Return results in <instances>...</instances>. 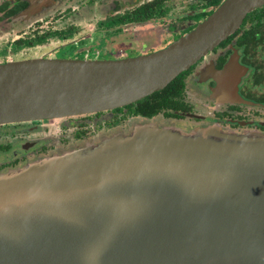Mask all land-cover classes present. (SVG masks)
Masks as SVG:
<instances>
[{
  "label": "water",
  "instance_id": "water-1",
  "mask_svg": "<svg viewBox=\"0 0 264 264\" xmlns=\"http://www.w3.org/2000/svg\"><path fill=\"white\" fill-rule=\"evenodd\" d=\"M262 7L224 0L189 33L136 58L0 64V125L137 103ZM248 70L233 55L212 73L214 97L238 102ZM139 129L0 178V264H264V137Z\"/></svg>",
  "mask_w": 264,
  "mask_h": 264
},
{
  "label": "flooded vegetation",
  "instance_id": "flooded-vegetation-1",
  "mask_svg": "<svg viewBox=\"0 0 264 264\" xmlns=\"http://www.w3.org/2000/svg\"><path fill=\"white\" fill-rule=\"evenodd\" d=\"M223 1L0 0V64L32 59L122 60L148 55L195 29ZM263 8L250 14L256 16L255 12ZM250 14L234 35L177 77L184 84L183 98L177 100L181 106L179 110L168 108L149 118L135 114L134 103L111 112L68 117L84 120H77L78 129L72 137L50 134L56 127L52 121L68 122L65 121L68 118L0 125V176L21 172L43 160L113 138H99L114 127L112 123L102 124L100 117L108 114L120 115L118 122L135 120V124L148 123L160 128L178 127L191 131L212 127L225 135L264 134V75L254 76L252 67L263 64L264 51L248 48L250 39L246 32L255 31L258 25L247 22ZM258 28L263 29L264 25ZM88 41L93 44L86 45ZM69 45H77L78 52L61 54V48ZM92 50L96 52L93 58L90 56ZM233 55H238L240 65L249 69L239 85L240 100L236 102L231 97L217 100L214 91L218 83L212 73L222 71ZM169 104L175 106L172 102ZM90 119H94L91 135L84 130ZM64 122L60 123L63 127L69 124ZM134 128L121 134L131 135ZM66 139L80 142L74 145Z\"/></svg>",
  "mask_w": 264,
  "mask_h": 264
},
{
  "label": "trees",
  "instance_id": "trees-1",
  "mask_svg": "<svg viewBox=\"0 0 264 264\" xmlns=\"http://www.w3.org/2000/svg\"><path fill=\"white\" fill-rule=\"evenodd\" d=\"M255 13H257L256 16H254L253 13L252 15L250 14L247 18V22L249 23L254 22V24L255 23L258 24L255 31L251 29L246 32V37L250 39L248 48L251 49L257 47V50L260 49L261 51H264V28L263 29L258 28V26H260L261 24L264 25V8L261 10H257ZM138 19H131V20H138ZM246 37L243 38L245 39ZM262 57L264 59V56ZM259 59L261 58L259 57ZM252 67L255 69L254 76H256V74L258 75V77H261L262 74L264 75V62L263 64L252 65ZM180 85L183 86V88H181ZM183 90H184V84L182 83L181 78L175 79L164 90L157 92L143 99L142 101L136 103L134 106L135 114L151 118L159 113H164L165 110L168 108H174V110H179L181 106L179 105L177 100L179 101L181 98H183L184 95ZM169 102L174 103L175 106L174 107L171 106ZM171 115L176 116L174 114Z\"/></svg>",
  "mask_w": 264,
  "mask_h": 264
},
{
  "label": "rangeland",
  "instance_id": "rangeland-1",
  "mask_svg": "<svg viewBox=\"0 0 264 264\" xmlns=\"http://www.w3.org/2000/svg\"><path fill=\"white\" fill-rule=\"evenodd\" d=\"M87 32L90 33V29L89 28H88ZM85 44L86 45H90V44H93V42L90 43L88 41ZM82 47H84V46H82ZM79 48H81V47H79ZM78 50L79 49L77 48V45H69V46H65V47L61 48L60 53L61 54H74L75 52H78ZM92 51L93 52H91L92 54L90 56L93 58V57L96 56V52H95V50H92ZM80 57L82 58V53H81ZM111 118H112V120H110ZM119 118H120V115L113 116V115H110V114L100 117V119L102 121V124H110V123L114 124V127H113V129H111V132L101 134V136H99L100 139H102V138H104L106 136H108V137L109 136L115 137V136H118V135H121L122 137L123 136H128V135H124V134H121V133H128L132 129V127H135L134 130H133V134H135V133H139L140 134L143 130L139 129V128L149 126L148 123H146V124L145 123L144 124H141V123L135 124V120H128V121H124V122L119 121L118 122L117 120H119ZM77 120L81 121V122H84V120H81V118H71V119L68 118V119L65 120V121H68V122H64V120L52 121V123L55 124L56 127H55V129L53 131H50V134L53 137H60V135L72 137L73 132H75L78 129L77 128L78 127V121ZM62 122L69 123V124L67 126L63 127L60 124ZM93 124H94V119H90L89 120V124L86 126L87 128H84V130L87 133H89L91 131L93 132L94 131ZM198 129H200V128H198ZM149 130H153V129H149ZM171 130L173 132H177V133H180L182 135H187V136L193 135V134H195L197 132L196 131L197 129L196 130L192 129L191 131H187L186 129H182V128H178V127H174ZM92 132L89 135H91ZM255 134L256 135H260V136H264V134H262L260 132H255ZM66 141L75 143L74 145H78V142H80V140H74V139H66ZM101 144H98L96 146H99ZM90 147L94 148L93 146H90ZM90 147H87V148L81 147V149H77V150L72 151V154L76 155L78 152H81L80 155L82 156L85 150L86 151L90 150ZM66 155H69V153H64L63 154V156H66ZM59 157L60 156H55L53 158L58 159ZM53 158H49V159H53ZM45 164H46V160H43V161L38 162V163L33 164V165H36V166H38V168H40V166H44ZM8 176H10V175L0 176V178L4 179V178H6Z\"/></svg>",
  "mask_w": 264,
  "mask_h": 264
}]
</instances>
